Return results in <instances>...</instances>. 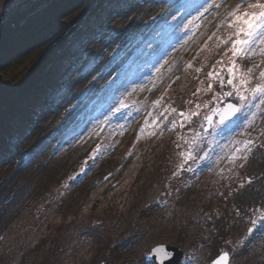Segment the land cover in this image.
Listing matches in <instances>:
<instances>
[{
	"label": "rangeland",
	"instance_id": "374dc122",
	"mask_svg": "<svg viewBox=\"0 0 264 264\" xmlns=\"http://www.w3.org/2000/svg\"><path fill=\"white\" fill-rule=\"evenodd\" d=\"M28 1L0 0V15ZM186 1L189 0L166 1L171 11L167 17L152 27L148 17L138 28V33L151 35L133 44L140 47L127 60L134 64L158 40L150 60L133 72L136 75L121 100L109 106L106 116H99L98 122L74 144L62 180L28 202L0 234V264H76L91 232L100 238L85 252L80 264H100L103 260L111 264H159L145 258L159 243L182 248L183 257L178 264H207L221 251L229 253V264H264V219L260 215L264 200L254 201L258 192L247 187L253 179L248 174V164L253 161L254 165L259 156L255 154L257 149L252 154L251 151L264 135V115L252 109L257 115L248 117L245 126L244 113L238 114L234 119L241 124L232 132L217 128L216 117L213 127L204 129V117L214 107L226 100L237 102L235 96L222 95L231 90L230 86L226 82L221 86L208 73L216 71L225 81L228 78L230 53H224L230 41L224 44L221 40H227L233 32L229 13L240 0H215L219 8L205 12L199 6V11L189 10L173 24ZM172 28L174 32L167 35L166 30ZM123 45L108 47L101 56L102 65L89 78L113 61ZM221 58L223 65L217 64ZM237 63L245 70L253 65L263 67L264 55L257 49V55ZM90 65L87 63L78 74L89 72ZM257 68L253 70L254 77H258ZM258 82L253 79L252 85ZM83 86L88 87L89 83L86 81ZM217 93H221L218 100L214 99ZM156 96L159 104L152 103ZM117 109L120 113L112 114ZM180 112L185 116L191 112L199 115L185 120L181 127ZM161 113L159 126H152L151 117ZM101 120L107 121V127L98 125ZM173 121L177 122L175 127L171 126ZM112 128L115 132L110 131ZM126 130L129 135L124 138ZM109 131L110 148L104 143ZM194 133L199 134L195 143ZM249 139L253 143L245 146ZM236 148L242 151L233 161L231 154ZM188 151L194 153V158L177 171L184 160L181 153ZM204 153L207 159L195 158ZM131 166L132 179L121 199L114 208L101 209L109 190H101L106 177L110 176L109 181L122 180ZM96 189L100 191L94 198ZM244 191L242 204L235 205L234 199ZM221 217L229 226L224 227L223 236L216 243ZM253 220L257 224L249 233Z\"/></svg>",
	"mask_w": 264,
	"mask_h": 264
},
{
	"label": "trees",
	"instance_id": "16d2710c",
	"mask_svg": "<svg viewBox=\"0 0 264 264\" xmlns=\"http://www.w3.org/2000/svg\"><path fill=\"white\" fill-rule=\"evenodd\" d=\"M166 1L172 0H29L0 15V234L28 202L62 180L74 144L121 100L133 72L150 60L152 50L134 64L127 56L147 34L137 32L142 23L150 17L152 27L168 12ZM122 43V52L89 78L108 47ZM87 63L89 72L78 74ZM111 132L104 139L108 148ZM255 154L247 187L255 188L259 203L264 138ZM219 225L216 243L229 226L224 217Z\"/></svg>",
	"mask_w": 264,
	"mask_h": 264
},
{
	"label": "snow or ice",
	"instance_id": "6c2138e0",
	"mask_svg": "<svg viewBox=\"0 0 264 264\" xmlns=\"http://www.w3.org/2000/svg\"><path fill=\"white\" fill-rule=\"evenodd\" d=\"M220 5L215 2V0H205L204 4L200 5V8H203L205 12L213 8H219ZM199 11V8L197 9ZM203 15V13H201ZM196 19V17H194ZM229 26L233 29V32L230 33L227 40L222 39L221 43L229 44V48L225 51L224 55L229 56L230 53V62L226 66L228 78L225 81L221 78L220 73L212 71L208 73L210 77H215L218 82L223 86L226 82L230 86L231 90L224 92L222 95L227 97L235 96L237 97V102L232 103L228 102L222 108L212 109V115H205L204 119L208 122V126L213 127V117L218 116V122L216 127L220 128L222 131L232 132L240 127L241 122L234 119L238 114L244 113L243 123L247 126L248 117H255L257 115L256 111L252 109H257L264 115V70H260L258 77L253 76V70L259 65H253L248 67L246 70L243 66L238 65L237 61L239 59H250L253 56L257 55V49L259 50L260 55H264V0H240V3L237 4L229 13ZM233 37H235L233 39ZM211 39V37H209ZM223 58L217 61V64L223 65ZM191 67V64H189ZM215 68V66H214ZM201 69H196L199 72ZM253 79H258L260 82L252 85ZM208 88H212V84L208 85ZM199 91V89L197 90ZM221 93H217L214 99H219ZM161 101L157 100L154 104H159ZM125 105H122L124 107ZM199 108V105L196 106ZM247 109V111H245ZM119 111V109H117ZM167 111V109L165 110ZM172 112H175V109H171ZM161 115L152 116V126L158 127L157 121L160 120ZM199 115V112H191L188 116H185L184 112H180L179 116L182 118L180 121V126L184 127V121L190 120L193 116ZM167 119V117H164ZM176 121H173L172 127L176 126ZM147 121H146V125ZM155 135V133H152ZM198 133H194L192 140L195 143ZM245 146L253 143L251 139L247 140ZM242 151L241 148H236L235 152L231 154V158L234 161L239 158V153ZM184 157L181 165L178 167L177 171H182L184 164L188 160L194 158V153L192 151L181 153ZM196 159H207V153H204L203 157L196 156ZM81 172L86 174L84 169H81ZM173 175H176L174 172ZM76 182V178H73ZM261 219H264V212L261 214ZM257 224L256 220L252 221V227L249 228V233H252ZM157 253H164L163 258H167L171 254L166 252L163 246L157 247L154 249ZM162 258V260H163ZM229 253L224 252L218 257L214 264H229ZM162 264V262H161Z\"/></svg>",
	"mask_w": 264,
	"mask_h": 264
},
{
	"label": "bare ground",
	"instance_id": "6f19581e",
	"mask_svg": "<svg viewBox=\"0 0 264 264\" xmlns=\"http://www.w3.org/2000/svg\"><path fill=\"white\" fill-rule=\"evenodd\" d=\"M260 70H264V66L263 67L259 66L256 70V73H259ZM133 168L134 166L130 167V169L126 173V178L122 180L114 179L113 181H109L108 178L110 176H108V178L106 177L101 190L103 189H109V190L107 194L103 197V202L101 203L102 204L101 209H110L116 206L117 202L121 199L120 196L122 195V192L125 190L127 185L130 184V180L132 179L131 173ZM97 191L100 190L96 189V191L92 194V197L96 198L95 195ZM99 238L100 235L97 233H93V232H91L90 234L88 233L86 238V243L79 253V257L77 260L78 262L76 264L81 263V259L85 255V252L88 251L91 248L92 243H94Z\"/></svg>",
	"mask_w": 264,
	"mask_h": 264
},
{
	"label": "water",
	"instance_id": "95a60500",
	"mask_svg": "<svg viewBox=\"0 0 264 264\" xmlns=\"http://www.w3.org/2000/svg\"><path fill=\"white\" fill-rule=\"evenodd\" d=\"M228 102H232V103H235L233 101H226L224 104L218 106V107H215V108H222L224 107ZM214 108V109H215ZM213 113L210 112V114L208 115H212ZM215 117V116H214ZM213 117V119H214ZM219 119V117H218ZM209 126H208V122L206 121V126H205V129H207ZM160 246H163L164 250L168 253H170L171 255L168 256L167 258H163L164 257V253H157L154 251V249H156L157 247H160ZM224 252L220 253L219 255H217L212 261H210L208 264H214V262L218 259V257L220 255H222ZM183 256V250L179 247V246H176V245H170V244H166V243H160V244H156L155 246H153L151 249H150V252H148L146 254V259L147 260H155L157 261L159 264H178L180 259L182 258ZM163 258V260H162ZM100 264H111V262L109 260H103Z\"/></svg>",
	"mask_w": 264,
	"mask_h": 264
}]
</instances>
